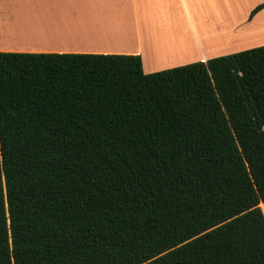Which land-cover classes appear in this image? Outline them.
Segmentation results:
<instances>
[{
    "label": "trees",
    "instance_id": "16d2710c",
    "mask_svg": "<svg viewBox=\"0 0 264 264\" xmlns=\"http://www.w3.org/2000/svg\"><path fill=\"white\" fill-rule=\"evenodd\" d=\"M0 264H264V45L0 52Z\"/></svg>",
    "mask_w": 264,
    "mask_h": 264
},
{
    "label": "crops",
    "instance_id": "0c3cea01",
    "mask_svg": "<svg viewBox=\"0 0 264 264\" xmlns=\"http://www.w3.org/2000/svg\"><path fill=\"white\" fill-rule=\"evenodd\" d=\"M263 1L0 0V52L139 55L150 74L236 53Z\"/></svg>",
    "mask_w": 264,
    "mask_h": 264
},
{
    "label": "rangeland",
    "instance_id": "374dc122",
    "mask_svg": "<svg viewBox=\"0 0 264 264\" xmlns=\"http://www.w3.org/2000/svg\"><path fill=\"white\" fill-rule=\"evenodd\" d=\"M237 18H238L237 21L240 20L239 16ZM219 25L228 26L229 23L227 24V23L219 22ZM219 31L220 32L222 31V28L220 26H219ZM263 45H264V16H259L257 21L253 25L248 27V31L245 32L244 36L239 41L237 40L236 44L234 43L232 45V48L235 47L236 52H240L243 50L260 47ZM225 48L232 49V48L225 47L224 45H221L219 50H223Z\"/></svg>",
    "mask_w": 264,
    "mask_h": 264
}]
</instances>
